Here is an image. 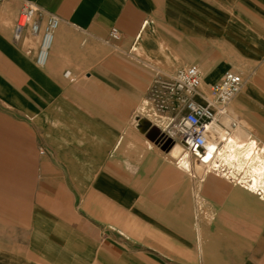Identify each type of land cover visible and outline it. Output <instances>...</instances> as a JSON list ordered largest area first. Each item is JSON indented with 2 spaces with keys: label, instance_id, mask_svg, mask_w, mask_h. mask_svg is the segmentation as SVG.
Returning <instances> with one entry per match:
<instances>
[{
  "label": "crops",
  "instance_id": "1",
  "mask_svg": "<svg viewBox=\"0 0 264 264\" xmlns=\"http://www.w3.org/2000/svg\"><path fill=\"white\" fill-rule=\"evenodd\" d=\"M18 2L60 26L41 75L39 37L27 28L17 48L16 10L2 7L0 69L14 75H0V86L20 84L22 68L34 86L0 87V264H264V193L229 171L231 155L200 177L194 166V177L189 155L148 139V126L167 130L168 119L144 99L150 60L170 72L197 66L208 85L233 70L245 85L231 103V134H242L230 148L254 144L264 160V0ZM26 47L32 59L22 58ZM70 114L83 117L77 156L92 149L87 169L70 161ZM198 190L210 222L191 219ZM196 228L199 257L184 247Z\"/></svg>",
  "mask_w": 264,
  "mask_h": 264
},
{
  "label": "built area",
  "instance_id": "2",
  "mask_svg": "<svg viewBox=\"0 0 264 264\" xmlns=\"http://www.w3.org/2000/svg\"><path fill=\"white\" fill-rule=\"evenodd\" d=\"M59 26L60 19L56 15L46 17L34 5L27 3L21 11L14 35L20 39L23 31L29 28L34 37H39L35 61L44 67ZM110 38L119 41L120 31L113 28ZM152 71L154 75L147 93V107L159 119H168L167 130L161 131L174 144L185 147L190 163L204 161L210 143L223 144V135H231V130L238 126L231 117L230 106L245 85L244 77L228 71L220 81L205 88L202 72L197 66L181 67L171 72L153 67ZM213 126L221 132H212Z\"/></svg>",
  "mask_w": 264,
  "mask_h": 264
},
{
  "label": "rangeland",
  "instance_id": "3",
  "mask_svg": "<svg viewBox=\"0 0 264 264\" xmlns=\"http://www.w3.org/2000/svg\"><path fill=\"white\" fill-rule=\"evenodd\" d=\"M5 4H9L12 8H14L16 10L15 22H16V18H17V22H18L19 17H20V14H21V11L23 10V5L20 4L18 2V0H0V17H1V15H3V13H2V7ZM1 22L2 21H0V29L2 28ZM10 38H11V42L14 45H16V47L18 48V45L21 43L20 40L19 39H16L15 38V35H13V33L10 36ZM34 41H36V39L34 40L32 37L28 40L29 43H32ZM32 46H34V44H32ZM25 49H26V51L24 50V52L22 53L23 55H21L22 58L23 59H32L30 55L29 56L27 55V47ZM133 55L135 57H137V58H140V55H142V54H140V52L137 51V52H134ZM148 63L150 64L149 69L152 72V76L154 75V73L152 71L153 67H157V68H161L162 67L161 64L158 61H151L150 60V61H148ZM35 67L37 68V71L39 72V74L43 75V72H44V69H45L46 66L40 67L37 64H35ZM13 71L14 70L11 67L10 68H7L6 67L4 69L1 68L0 69V75H4L6 77H11V76L14 75V72ZM21 71L22 72H21V83L20 84H18V83H16V84L9 83V84H5V85H1V86L4 87V89H5L4 91L6 92V94H8V93L11 94L14 89L16 90V88L19 89V91H29L30 90V86H34V85H31L29 83V75H30L29 69L28 68H22ZM231 71H233V70H231ZM234 71H236V70H234ZM220 80L221 79H218L216 81L218 82ZM203 86L205 88H208L210 85L203 84ZM144 99L147 100V95H146V97ZM6 102L11 103L13 101L10 100V101H6ZM17 102H19V101H17ZM21 102L23 103L25 101H21ZM75 103H76L75 100H70L69 101L70 112L73 111V110H75V108H76ZM231 107H232V105L230 106V108ZM68 118H69V125H70L69 127H70V129L72 128V130L69 131V139H70L69 140L70 161H71L72 164L74 163L73 166H76L77 165V162L76 161L81 158L82 160L86 161V163H85V168L86 169L89 168V167H92V164L91 163H87L88 161L91 160V156H89L87 154L89 152V150H92L91 148H85L86 154L84 155V157H83V155H80L81 157L80 156H77V137L76 136L78 135V132L76 130V127H77V121H79L80 123H82V118L83 117L76 116L75 114L74 115L70 114ZM86 119H88V117H86ZM196 164L197 163H195V164L191 163L190 164V169L188 170L189 172H191V174L194 177H195V174H194L193 168H194V166L196 168ZM208 174H210V173H208ZM198 183H200V182L198 181ZM251 185H252V187L257 188L253 183H251ZM198 186H199V184H198ZM261 193H264V192L261 191ZM190 199H191V201H190L191 202V205L193 206L192 218H191L193 220V222L196 223V224H199L200 221H205V218L208 219V220H206V222H210V219H211L210 213H208V211H206L205 208H204L205 207V202L202 199L199 190L196 192V196L194 197L195 202H194V200L192 201V198H190ZM198 229L199 228H196V233H195V234L198 235V239L196 238L197 235L194 234L192 236L193 241H195L194 244H190V245H188V243L185 244V245L182 244V256H185V255L186 256H189V252L186 251V250H183V245H184V247L185 246L186 247H191V249L193 251H195L196 252V255L199 257V253L202 251V248H204L205 243L203 241V239H204L203 234H201V235L198 234L199 233L198 232ZM170 246L171 245H169V247ZM214 247H215V245H214ZM139 263H140L139 261H133V264H139ZM157 263H159V262H156L154 264H157ZM164 264H170V262L164 261Z\"/></svg>",
  "mask_w": 264,
  "mask_h": 264
},
{
  "label": "bare ground",
  "instance_id": "4",
  "mask_svg": "<svg viewBox=\"0 0 264 264\" xmlns=\"http://www.w3.org/2000/svg\"><path fill=\"white\" fill-rule=\"evenodd\" d=\"M54 39H55V36H54ZM53 44H54V41H53ZM211 131L217 132V133L221 132V130L217 126H213L211 128ZM241 134L240 133L231 134L227 137L223 135L224 139H223V144L221 145H218V143H213V142L210 143V148L208 152L206 153V155L204 156V161H198L197 163L201 167H204L205 170H207L208 167L212 166L214 163L213 168H209V169L219 170L218 167L221 162V159H225L227 155H231L232 161L228 163L229 171L242 172L245 177L244 178L245 185H249L250 187H252L251 183H253L257 187V189L264 192V160L260 156L252 154L254 144H251L249 147L239 145L242 148V150L236 149L235 147L230 148L233 146V144L234 145L237 144L231 138L234 135H241ZM223 145L224 147L221 148ZM171 150L177 151L178 153L177 158L179 159L182 156L184 157L185 155H189L188 151L181 144L172 145L170 151Z\"/></svg>",
  "mask_w": 264,
  "mask_h": 264
},
{
  "label": "water",
  "instance_id": "5",
  "mask_svg": "<svg viewBox=\"0 0 264 264\" xmlns=\"http://www.w3.org/2000/svg\"><path fill=\"white\" fill-rule=\"evenodd\" d=\"M147 131V137L152 142L160 143L163 150H168L174 145L170 138H166L165 134L161 131V129L155 125H149ZM195 171L197 175L200 177L205 171L204 167H201L198 163L196 164Z\"/></svg>",
  "mask_w": 264,
  "mask_h": 264
}]
</instances>
